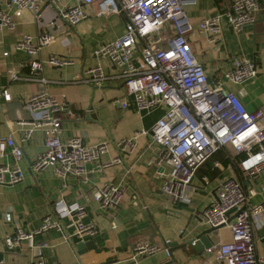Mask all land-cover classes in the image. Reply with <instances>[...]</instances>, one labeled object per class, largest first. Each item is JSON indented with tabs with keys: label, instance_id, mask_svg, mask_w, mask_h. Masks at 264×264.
<instances>
[{
	"label": "crops",
	"instance_id": "crops-1",
	"mask_svg": "<svg viewBox=\"0 0 264 264\" xmlns=\"http://www.w3.org/2000/svg\"><path fill=\"white\" fill-rule=\"evenodd\" d=\"M66 1L63 0L62 4ZM260 1L262 9L254 24L246 25L236 33L224 20V30L215 37V41L198 29V23L204 17L223 12L229 7L230 0H197L185 6L194 26L187 36L191 52L203 63L210 81L223 82L225 87L238 94L249 110L264 109V0ZM0 5L5 8L6 0H0ZM86 11V19L69 25L58 17L52 5H47L41 21H35L33 13L25 11L15 19L14 29L4 27L0 31V94L4 90L11 93L10 100L0 95V138L13 135L21 145L23 160L20 166L25 173L19 183L0 185V261L4 264H26L35 260L41 250L48 263L129 264L131 250L137 241L150 239L162 243L164 239H169L170 258L162 250L142 257L140 264H165L166 261L172 264H220L214 249L212 252L208 249L198 251L186 242L209 227L204 220L203 223L198 220L203 219V209L215 197L218 181L236 174V166L218 152L193 177L189 204L173 202L164 193L163 185L171 167L158 162L160 149L153 140L152 128L167 107L160 104L152 109H139L135 99L126 95L122 82L116 77L101 85L71 81L99 64L108 74L118 72L107 58L96 56L95 50L100 44L123 34L122 17L117 14L98 15L95 6L86 7ZM50 20H55L56 25L48 26ZM41 31L57 36L39 55L43 64L42 74L50 81L14 80L10 70L26 74L30 62L27 53L14 50L15 42L24 34L36 35ZM3 51H9V55L4 56ZM51 54L69 57L73 63L54 66L48 61ZM239 56L255 61L258 74L247 82L236 84L226 80L225 73ZM42 90H47L64 103L65 109L60 113L63 118L62 141L81 137L91 146L106 142L108 148L102 154L101 162H110L120 154L123 163H113L103 171H98L95 167L97 163H93L88 166L90 171L87 175L81 178L63 177L55 166L39 171L33 169V161L46 148L45 131L36 129L31 137L22 139L23 131L29 124H21L20 119L33 118L26 99ZM126 98L130 104L125 108L120 102ZM70 111L74 117L69 115ZM122 139L130 142L124 150H119L116 143ZM7 153L5 157H0V162H13L11 148ZM216 160L221 161V166H215ZM106 183L120 184L123 188L122 204L114 214L107 212L92 198L95 190ZM246 185L248 190L254 191L251 196L253 203L263 201L264 169ZM60 199L66 203L85 204L88 211L86 221H94L99 231L84 240L76 236H72L71 241L67 240L65 234H72L74 225L64 217L61 220L64 230L50 229L35 234L33 239L24 240L14 247L7 244V237L17 227L26 231L40 228L45 216L52 212ZM9 211L14 214L12 221L5 216ZM190 219L197 229L186 228ZM211 238L214 240L213 248L230 241L229 226L221 227L211 234ZM255 240L258 252L263 253L264 226L256 229ZM82 241H90L91 246L78 249L77 245Z\"/></svg>",
	"mask_w": 264,
	"mask_h": 264
},
{
	"label": "built area",
	"instance_id": "built-area-1",
	"mask_svg": "<svg viewBox=\"0 0 264 264\" xmlns=\"http://www.w3.org/2000/svg\"><path fill=\"white\" fill-rule=\"evenodd\" d=\"M62 1L6 0L5 8L0 5V31L4 27L14 29L15 19L25 11L33 13L35 21H41L47 5H52L58 17L69 25H76L88 17L86 7L95 6L98 15H120L124 22L123 34L100 44L95 50L96 56L107 58L118 72L108 74L99 64L71 81L101 85L116 77L122 82L126 95L135 99L139 109H152L160 104L167 107L165 114L153 126L152 136L160 149L158 162L171 167L163 191L173 202L190 203L193 177L218 152L239 167L241 174L229 175L218 181L215 197L202 211V218L209 227L226 224L231 230L230 241L208 250L212 252L214 249L220 264H264V252H258L255 240L256 229L264 226V200L253 203L251 196L254 191L248 190L246 185L264 169V109L249 110L238 94L225 87L223 82L212 83L203 63L191 52L187 36L194 26L185 6L197 0H75L73 3L68 0L63 4ZM261 9L260 0H230L229 7L223 12L202 18L198 29L215 41V37L224 30V20L227 26L239 33L246 25L257 21ZM47 25L52 27L56 22L50 20ZM56 39V34L48 31L19 37L14 50L30 56L29 72L23 74L10 70L12 78L49 82L42 74L43 64L39 55ZM2 54L8 56L9 51ZM48 61L54 66L73 63L71 58L58 54H51ZM257 74L255 61L239 56L226 71L225 79L239 84L255 78ZM0 95H4L6 100L11 99L7 90ZM120 103L125 108L130 104L127 98ZM26 104L33 118L20 119L21 124H29L22 139L31 137L36 129L45 131L46 148L33 161V169L39 171L55 166L63 177L81 178L87 175L90 171L88 166L93 163H97L98 171L113 163H123L120 154L110 162H101V156L108 148L106 142L91 146L81 137L62 141L63 118L60 113L65 106L47 90L29 96ZM69 115L74 117L71 111ZM129 142L122 139L116 146L124 150ZM9 148L13 162H0V185L19 183L25 176L20 166L22 147L13 135L0 138V157H5ZM215 166H221V161L216 160ZM204 178L208 179L207 176ZM92 198L114 214L122 204L123 188L120 184L106 183L95 190ZM5 216L8 221L14 219L11 211ZM64 217L74 225L73 233L65 234L67 240L71 241L72 236L84 240L99 231L94 221H86L88 211L85 204L66 203L60 199L52 212L45 216L40 228L26 231L17 227L7 237V244L14 247L24 240L33 239L35 234L50 229L64 230L61 221ZM112 227L115 228L116 224L113 223ZM162 250L169 258L172 256L169 239L162 243L141 239L131 250L129 264H140L142 257ZM0 264H4L3 261ZM26 264L58 263H48L40 250L38 257ZM165 264L172 263L166 261Z\"/></svg>",
	"mask_w": 264,
	"mask_h": 264
},
{
	"label": "water",
	"instance_id": "water-1",
	"mask_svg": "<svg viewBox=\"0 0 264 264\" xmlns=\"http://www.w3.org/2000/svg\"><path fill=\"white\" fill-rule=\"evenodd\" d=\"M166 211H169V209H166ZM240 212L241 211H239L238 213H240ZM234 217H235V215L231 216L228 219V222L232 221V219ZM198 221H199V223H203V219H201V218ZM225 225L226 224H222V225H218V226L205 227L201 231H199L194 237L190 238L186 243L193 245L196 248V250H198V251H203L204 249H209V248L214 246V240L211 238V234L214 233L215 231H217L218 229H220L221 227L225 226ZM190 226L193 229H197V227L191 223V219L188 222L186 228H188ZM184 232H185V230L182 232V234L180 236L181 238L183 237ZM84 246L90 247L91 246L90 241H88V242L82 241L80 244L77 245V248L80 249Z\"/></svg>",
	"mask_w": 264,
	"mask_h": 264
},
{
	"label": "trees",
	"instance_id": "trees-1",
	"mask_svg": "<svg viewBox=\"0 0 264 264\" xmlns=\"http://www.w3.org/2000/svg\"><path fill=\"white\" fill-rule=\"evenodd\" d=\"M236 173L241 174V170L239 169V167H236Z\"/></svg>",
	"mask_w": 264,
	"mask_h": 264
}]
</instances>
